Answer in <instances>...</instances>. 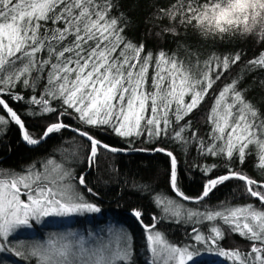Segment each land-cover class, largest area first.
<instances>
[{"label":"snow or ice","instance_id":"snow-or-ice-1","mask_svg":"<svg viewBox=\"0 0 264 264\" xmlns=\"http://www.w3.org/2000/svg\"><path fill=\"white\" fill-rule=\"evenodd\" d=\"M115 8L116 0H0V133L15 125L22 141L38 145L52 134L71 130L88 142V167L95 165L101 150L113 154L128 150L103 142L93 128L111 130L131 141L168 137L169 128L176 125L172 138L182 145L189 142L184 132L192 128L190 117L241 55L217 58L214 74L212 62H205L201 70L198 63H186L164 51L154 58L143 43L126 37L127 19L123 13L113 15ZM161 12L170 20L179 14L181 24L205 33L236 30L264 44V0H189L187 5L181 0L179 8L173 5ZM164 32L175 34L173 28ZM248 64L264 68V52ZM38 84L42 92L29 94L24 110H18L14 105L26 98L15 89L23 86L35 92ZM238 84L239 79L233 80L215 94L207 115L210 138L197 141L201 154L225 161L223 174L212 175L218 167L215 163L203 168L207 178L200 195L189 196L179 188L177 158L167 147L133 149L169 158V184L176 197L157 194L154 202L163 216H152L150 223H144L142 211H132L145 232L148 264H189L199 255L196 244L215 248L217 255L233 264H264V112L246 98ZM29 119L47 122L35 132ZM70 121L79 123L74 126ZM79 147L70 144L63 150L67 155L62 161L49 158L41 168L32 165L18 173L0 170V253L34 258L36 264H132L131 236L116 225L107 227L106 237L93 231L87 235L69 231L43 242L13 243L18 230L32 229L45 218L101 212L72 183L93 193L85 174L73 175L65 167ZM253 154L257 161L253 167L261 170L259 177L231 166L233 160L242 165L246 155ZM233 179L242 182L255 203H225L220 209L203 211L182 203L199 204L218 185ZM169 217L177 223L220 221L248 241L249 248L219 247L225 239L219 223H213L209 235L193 227L192 245L174 244L157 228L159 219Z\"/></svg>","mask_w":264,"mask_h":264},{"label":"trees","instance_id":"trees-1","mask_svg":"<svg viewBox=\"0 0 264 264\" xmlns=\"http://www.w3.org/2000/svg\"><path fill=\"white\" fill-rule=\"evenodd\" d=\"M181 0H116V8L113 15L123 13L127 19L125 29L126 37L136 44L143 43L146 51L153 54L154 58L160 51L167 55L175 54L186 63L199 64L203 70L205 62H212L213 74L217 58L229 57L239 53L241 59L236 64H230L228 71L224 72L221 79L214 85L213 91L205 98L200 107L190 117L192 128L184 132L185 138L189 141L182 145L173 139L172 129L169 128V136L159 139H148L146 137L129 139L114 135L111 130L105 128L91 131L103 142L117 147L127 149H151L152 147H167L177 158V182L179 188L189 196H198L202 193V187L206 182L207 174L203 171L205 166L213 163L218 167L212 175L224 173L225 161L221 157H211L201 154L198 140L208 141L211 134V125L207 121V115L213 104L215 94L229 82L239 79L238 88L244 91L248 100L253 101L262 112H264V68L252 67L248 61L257 58L264 52V44L252 35H244L239 31L231 30L225 33H205L202 29L189 24L180 23V15L175 20H170L164 15L162 9H170L176 5L179 8ZM204 0H196V3H203ZM184 5L189 0H182ZM183 11V9H180ZM165 28H173L175 34L165 33ZM152 69H150L151 75ZM15 91L20 92L26 98L25 102L14 105L18 110H24V105L29 94H40L42 89L38 84L36 91L18 86ZM47 119H29L35 132H38ZM75 126L78 121H70ZM183 124V121L180 122ZM192 132L197 136L192 137ZM87 141L76 136L71 130H63L60 133L52 134L47 140L38 145L29 146L22 141L20 132L15 125H10L0 133V170L5 172H21L32 165L41 168L43 163L49 158L62 161L64 149H69L70 144L79 145L77 156L69 157L70 163H65V167L73 171V175L85 174L87 187L93 189V193H88L83 186L75 183L76 190L89 202L96 203L100 208V213L76 215V224L94 225L114 221L123 224L131 236L134 254L132 264H148L150 253L147 251L145 232L138 220L132 215L134 209L143 212L144 223H150L151 217H161L163 212L154 202L157 194H163L169 198H176L169 184L170 161L169 158L159 152L146 153H110L101 150L96 158L95 165H86ZM252 146H250L251 149ZM248 150H246L247 152ZM255 155H246L245 162L240 165L233 160L231 166L243 170L248 175L259 177L261 170L254 168L256 163ZM198 166V167H197ZM187 208H197L203 211L207 209H220L223 204L243 205L255 203V198L247 196L243 190L242 182L229 180L210 192L199 204L183 202ZM259 206V205H258ZM74 221V220H72ZM213 223L203 221L202 223H192L186 220L175 222L173 218L159 219L157 228L166 235L167 239L177 245H192L193 227L198 228L203 234L209 235V229ZM224 227L225 239L219 242V247L224 249L239 248L247 251L249 242L243 237L229 231ZM199 255L202 252H217L215 248L209 250L208 245L196 244ZM196 256L190 264H211L210 258ZM14 256V255H12ZM11 256V258H12ZM17 262L30 264L34 259L25 260L21 257L14 258ZM227 264H233L228 260ZM33 260V261H32ZM35 262V261H34ZM36 264V263H35Z\"/></svg>","mask_w":264,"mask_h":264},{"label":"rangeland","instance_id":"rangeland-1","mask_svg":"<svg viewBox=\"0 0 264 264\" xmlns=\"http://www.w3.org/2000/svg\"><path fill=\"white\" fill-rule=\"evenodd\" d=\"M24 198V197H22ZM76 215L70 216V217H49L45 218L44 222L40 225H34L32 229H21L18 230L15 234V238L13 239V243H17L20 241H23L25 244H29L36 241H46L50 236H57L58 234H65L69 231H75L78 234H84L87 235L88 231H93L96 233H100L102 235H105L106 237V229L109 225H116L117 227H123L118 222L114 221H108L102 224H99L97 226L94 225H80L78 226L76 224ZM74 220V221H72ZM124 228V227H123ZM127 232V228H124ZM187 245L183 244L182 246ZM10 253H0V264H23L21 262H17ZM199 256H205L209 259V263L211 264H227L226 260L223 259L224 257L217 255V252H210L205 251L202 252ZM34 258L27 259L29 262L30 260ZM196 259V256L194 257V260ZM193 260V261H194ZM33 261V260H32ZM35 261V259H34ZM31 262L30 264H35V262ZM193 261L189 262L192 263Z\"/></svg>","mask_w":264,"mask_h":264},{"label":"water","instance_id":"water-1","mask_svg":"<svg viewBox=\"0 0 264 264\" xmlns=\"http://www.w3.org/2000/svg\"><path fill=\"white\" fill-rule=\"evenodd\" d=\"M29 146H34V145H29ZM137 149H141V148H137ZM122 153H146V154H152V153H155V152H152V151H134L133 149H128L127 151L122 152Z\"/></svg>","mask_w":264,"mask_h":264}]
</instances>
